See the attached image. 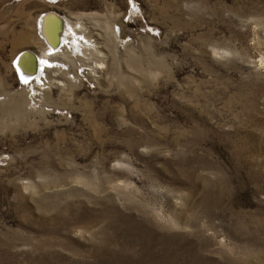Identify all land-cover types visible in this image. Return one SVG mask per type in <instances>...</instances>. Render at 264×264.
<instances>
[{
  "label": "rangeland",
  "instance_id": "374dc122",
  "mask_svg": "<svg viewBox=\"0 0 264 264\" xmlns=\"http://www.w3.org/2000/svg\"><path fill=\"white\" fill-rule=\"evenodd\" d=\"M0 264H264V0H0Z\"/></svg>",
  "mask_w": 264,
  "mask_h": 264
},
{
  "label": "bare ground",
  "instance_id": "6f19581e",
  "mask_svg": "<svg viewBox=\"0 0 264 264\" xmlns=\"http://www.w3.org/2000/svg\"><path fill=\"white\" fill-rule=\"evenodd\" d=\"M60 26L62 29L57 31L61 28ZM37 28V32H39L38 36L41 40L36 47L39 51L36 49H25L22 53L18 54L15 60V67L19 72L21 79L28 81L35 77V81L40 84L41 80H43V82L45 80L47 81L48 75H51L50 77L57 80H51L52 84L70 83L75 77L64 78L67 74L65 71L68 70L67 68L69 67L70 61L66 58L65 54H62V51L68 53L70 52V49L72 51L77 50V47L73 45V43L81 45L80 42L76 40L77 35H71L69 33L68 24L65 20L61 21L55 13L43 14L39 21H37ZM61 30H63L62 33L60 32ZM67 35L68 37L66 38ZM67 40L69 42H74L68 44L71 47L67 45L65 50L64 43ZM56 50L60 51L56 52ZM71 54H73V52ZM59 59L66 62L67 65L53 64L54 60ZM85 64L84 67L86 66Z\"/></svg>",
  "mask_w": 264,
  "mask_h": 264
},
{
  "label": "water",
  "instance_id": "95a60500",
  "mask_svg": "<svg viewBox=\"0 0 264 264\" xmlns=\"http://www.w3.org/2000/svg\"><path fill=\"white\" fill-rule=\"evenodd\" d=\"M60 27H61V26H60ZM60 29H62V27H61V28H59L57 31H59ZM61 31H62V30H61ZM61 31H60V32H61Z\"/></svg>",
  "mask_w": 264,
  "mask_h": 264
},
{
  "label": "snow or ice",
  "instance_id": "6c2138e0",
  "mask_svg": "<svg viewBox=\"0 0 264 264\" xmlns=\"http://www.w3.org/2000/svg\"><path fill=\"white\" fill-rule=\"evenodd\" d=\"M27 81H25V83H26Z\"/></svg>",
  "mask_w": 264,
  "mask_h": 264
}]
</instances>
